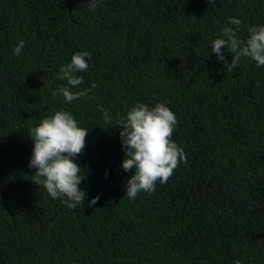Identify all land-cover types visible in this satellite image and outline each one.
<instances>
[{
  "label": "trees",
  "instance_id": "trees-1",
  "mask_svg": "<svg viewBox=\"0 0 264 264\" xmlns=\"http://www.w3.org/2000/svg\"><path fill=\"white\" fill-rule=\"evenodd\" d=\"M91 2L0 0V264H264V66L242 58L227 72L211 50L228 17L241 19L240 38L264 25V0ZM82 51L89 68L72 91L96 88L71 103L53 97L66 85L60 67ZM159 102L177 117L172 139L187 163L129 199L135 169L122 168L121 129L99 108L114 124ZM61 109L88 128L76 209L29 167L30 129Z\"/></svg>",
  "mask_w": 264,
  "mask_h": 264
},
{
  "label": "clouds",
  "instance_id": "clouds-1",
  "mask_svg": "<svg viewBox=\"0 0 264 264\" xmlns=\"http://www.w3.org/2000/svg\"><path fill=\"white\" fill-rule=\"evenodd\" d=\"M99 3L100 0H92L89 9L95 11ZM241 25L240 18L228 17L220 29L219 38L212 43V52L224 62L227 72L233 71L242 58L254 61L257 67L264 66V25H249L246 39L237 35ZM24 46L25 41L20 40L13 48V54L21 55ZM225 47L232 53L230 63L222 51ZM90 56L88 51L77 52L69 63L60 67L57 76L66 81V85L61 84L53 90V97L61 95L66 102L71 103L96 88L93 82L91 88L72 91L84 83V77L77 73L88 70ZM99 110L109 127L121 129L120 138L125 148L122 168L126 172L135 169L134 175L126 183L125 196L129 199L137 198L142 192L151 195L156 190L157 182L167 183L180 164L187 163L184 149L172 139L177 117L164 102L154 106L137 103L126 115L116 119L114 124L103 106ZM28 135L34 142L29 163V167L36 169L32 181L42 185L53 199L61 200L69 209H76L82 204L85 206L86 190L79 185L86 175L81 174L83 169L77 163V158L85 150L88 128L79 126L70 111L61 109L32 127ZM98 200L99 195L89 201V206L95 205Z\"/></svg>",
  "mask_w": 264,
  "mask_h": 264
}]
</instances>
